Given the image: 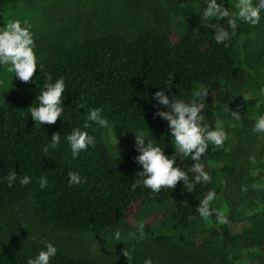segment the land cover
Here are the masks:
<instances>
[{
  "label": "trees",
  "instance_id": "1",
  "mask_svg": "<svg viewBox=\"0 0 264 264\" xmlns=\"http://www.w3.org/2000/svg\"><path fill=\"white\" fill-rule=\"evenodd\" d=\"M13 1L0 0V7ZM147 1L151 4L152 23L139 24L132 32L105 27L83 38H55L39 57V69L32 82L19 80L0 99V211L28 201L38 222L53 232H84L99 237L113 235L122 226L132 239L144 241L149 234L155 242H164L166 248H176L180 254L184 251L183 264H264V154L251 156L247 147L235 146L230 134L231 128L252 123L257 113L256 90L237 93L232 87L245 74L237 40L248 24L239 22L232 32L227 18L201 20L203 8L192 0ZM218 3L233 15L237 11V0ZM261 18L264 20V12ZM218 27L230 33L225 44L214 39ZM261 62L264 69V46ZM49 74L53 81L65 78V111L56 124L36 126L27 109L38 106L37 97ZM169 76H174L171 90L165 91L170 98L191 101L196 99L197 90L207 89V97L199 101L204 104L205 123L214 129L216 121H222L228 140L222 148L209 145L199 163L212 179L196 184L194 192H187L183 181L174 190L158 194L143 186L133 191L132 184L139 179L136 173L143 170L134 162L139 152L115 154L107 143L105 128L87 121V112L102 108V115L121 135L135 139V132H143L146 139L172 156L175 148L168 122L153 119L158 108L152 99L155 92L167 89ZM159 110L167 108L160 105ZM231 111H239L241 119L234 120ZM85 122L91 127L85 129ZM74 128L95 138L94 145L76 159L66 140ZM56 132L61 134L60 144L46 156L43 147L52 142ZM176 155L177 164L191 178L194 174L190 169L196 162L178 152ZM251 157H255V163ZM240 164L261 190L250 185L246 196L235 198L225 176ZM12 169L18 177L30 176L31 183L21 186L17 179L9 187L5 177ZM70 171L79 172L86 182L70 186ZM41 177L48 180L44 189L40 188ZM209 191L216 193L212 208L222 210L228 224H220L215 214L205 220L197 211ZM152 204L164 205L162 219L167 211L165 224L175 234L156 232L148 224L143 226L144 238L138 239L139 228L124 226L123 221L133 219ZM42 241L35 238L0 243V264H27L44 248ZM54 246L58 251L51 264H126ZM165 264H175L171 255Z\"/></svg>",
  "mask_w": 264,
  "mask_h": 264
},
{
  "label": "rangeland",
  "instance_id": "2",
  "mask_svg": "<svg viewBox=\"0 0 264 264\" xmlns=\"http://www.w3.org/2000/svg\"><path fill=\"white\" fill-rule=\"evenodd\" d=\"M192 1L200 8H206L205 0ZM13 19L27 20L32 26L38 57L43 54L46 44L57 37L83 38L105 27L119 32H132L139 24L153 22L151 4L147 0H15L0 7V27L6 26V23ZM263 46L264 20L261 18L258 25L248 24L246 31L237 40L245 74L232 86L237 93L254 89L258 95L257 113L253 122L230 130V134L234 136L235 146L247 147L251 156L264 154V134L253 132L256 120L264 115V69L261 66ZM18 81L19 78L15 77L14 73H8L0 67V99L11 92ZM110 125L111 129L105 128V136L111 150L119 155L134 153L135 139L121 135L112 123ZM239 167L225 176V181L235 198L246 196L250 191V185L254 184L252 176L244 170V165L241 169ZM242 186H247L248 191H242ZM142 211L143 213L133 219L123 221L124 226L129 225L130 230H136L141 225L152 224L154 226L152 229L156 232L167 235L174 233L171 232L169 225L165 224L169 215L167 211L165 219H162L164 205L152 204L143 207ZM119 228L117 230L121 234L119 241L115 239L116 232L113 235L105 233L99 237L84 232H53L38 222L28 201L0 211V243L38 238L51 241L82 256L126 264L129 262L122 252L128 247L135 249L131 264H143L147 258H151L153 264H165V259L170 255L175 264H183L182 258L186 254L184 251L180 254L176 248L168 246L166 248L164 242H155L149 234L144 241L132 239V236L124 232L122 226Z\"/></svg>",
  "mask_w": 264,
  "mask_h": 264
},
{
  "label": "clouds",
  "instance_id": "3",
  "mask_svg": "<svg viewBox=\"0 0 264 264\" xmlns=\"http://www.w3.org/2000/svg\"><path fill=\"white\" fill-rule=\"evenodd\" d=\"M206 8H203L201 20L211 18L228 19V28L235 32L239 27V22L250 25H258L261 21V13L264 12V0H237L235 5L236 12L233 15L228 8L223 7L218 0H205ZM214 39L219 44H225L230 39V33L225 27H218L215 30ZM35 34L32 26L27 20L20 19L9 20L6 26L0 27V67L4 68L8 73H14L21 82L30 83L34 75L39 69V57L36 53ZM47 83L44 84L43 90L37 97L38 106H31L27 110L30 112L31 118L37 125H54L58 119L63 116L65 111L64 93L67 90L65 78L60 77L53 81V77L49 74L46 77ZM174 76H169L166 83L167 89L161 88L160 91L154 93L152 99L157 101L158 110L154 113L153 119L159 117L168 122V130L171 133L172 142L175 148V154L166 155L164 148L158 144H154L151 139H146L143 132H135V147L139 155L134 157V162L138 166H142V171L137 172L139 176L132 184L134 191L138 186H143L151 190L152 193H160L168 189L174 190L177 185L183 181L184 189L192 193L196 189L198 183H210L212 177L204 166L199 163L202 157L207 155L209 145L215 148L224 147L228 140V133L225 131L223 122L216 121L215 128H211L205 123L202 115L204 104L199 102L204 100L208 91L201 88L196 91V99L185 101L177 96L169 97L165 91H170ZM245 100L247 97H244ZM165 106L167 110H159V106ZM84 108L83 104L78 105ZM229 111V110H228ZM102 108H93L87 112V121L95 122L102 128L111 129L109 121L102 115ZM234 120L241 119L239 111H231ZM85 129L91 127V124L85 122ZM253 132L264 134V115H261L253 126ZM61 140L59 132L52 134V142L43 147V152L47 156L49 150H55ZM66 140L71 148L72 158L76 159L82 151H86L90 145H94L95 138L87 131L80 128H74L70 134L66 136ZM190 157L194 163L190 171L194 174L191 178L189 172L184 170L177 164V155ZM255 163V157L250 158ZM69 185H79L86 182V178L81 177L79 172L68 173ZM8 186L19 179L21 186H27L31 183V177L28 175L19 176L15 169H12L5 177ZM40 188L44 189L48 186L46 177H41ZM256 190H261V186L253 184ZM242 191L247 192V186H242ZM216 198L215 191H209L207 195L200 201L197 211L207 220L215 214L220 224H228V218L222 210L212 208V203ZM138 239L144 238V227L141 225L138 229ZM115 239L119 241L121 234L119 231L115 233ZM44 248L34 258H29L27 264H51V259L57 254L58 249L52 242H44ZM133 249L125 247L122 255L126 257L129 264L133 259ZM143 264H153L151 258L144 260Z\"/></svg>",
  "mask_w": 264,
  "mask_h": 264
}]
</instances>
